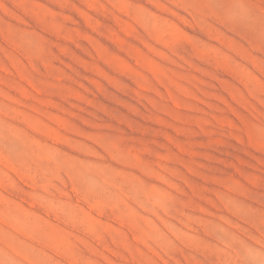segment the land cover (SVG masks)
<instances>
[{"label": "rangeland", "instance_id": "obj_1", "mask_svg": "<svg viewBox=\"0 0 264 264\" xmlns=\"http://www.w3.org/2000/svg\"><path fill=\"white\" fill-rule=\"evenodd\" d=\"M0 264H264V0H0Z\"/></svg>", "mask_w": 264, "mask_h": 264}]
</instances>
